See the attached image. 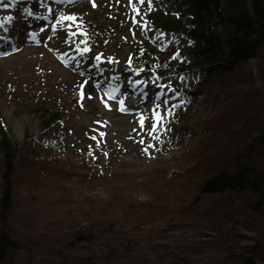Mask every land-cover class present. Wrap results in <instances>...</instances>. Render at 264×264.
<instances>
[{
    "label": "rangeland",
    "instance_id": "374dc122",
    "mask_svg": "<svg viewBox=\"0 0 264 264\" xmlns=\"http://www.w3.org/2000/svg\"><path fill=\"white\" fill-rule=\"evenodd\" d=\"M140 1L46 0L41 16L20 30L27 44L0 54V141L6 136L18 157L6 226L16 247L8 264H77L93 246L107 252L128 239L127 248L146 250L140 264L155 250L184 245L198 253L193 264H245L237 255L251 256L255 243L264 264V213L248 211L252 197L203 195L206 205L195 202L202 183L232 170L264 131V43L230 76L197 86L204 94L168 122L179 94L151 69L120 58L129 57L137 36L161 49L184 41L141 24ZM4 3L12 5L0 0V8ZM76 11L80 27L107 37L101 54L79 31L63 36L64 17ZM111 28L120 31L107 35ZM72 50L81 60L62 56ZM144 77L150 85L139 87ZM167 81L180 78L169 74ZM51 108L63 119L46 127L42 115ZM2 169L0 150V196ZM98 218L109 232L99 228L92 243H71L78 229H97Z\"/></svg>",
    "mask_w": 264,
    "mask_h": 264
},
{
    "label": "trees",
    "instance_id": "16d2710c",
    "mask_svg": "<svg viewBox=\"0 0 264 264\" xmlns=\"http://www.w3.org/2000/svg\"><path fill=\"white\" fill-rule=\"evenodd\" d=\"M149 2L151 8L146 14L150 26L165 29L172 35L182 33L192 40L189 49L153 54V58L157 59H154L155 63L161 66V69L166 68L168 73L181 77L179 82L173 84L181 90L185 98L192 94L196 98L204 94L197 86L200 88L206 86L212 81L213 75L230 76L244 63L253 60L264 43V0H149ZM134 46L129 58L132 57L138 64L151 60V52L146 50L144 45L137 42ZM192 72L195 73V77H190ZM160 74L165 76L167 73L161 71ZM183 90H186V93H183ZM59 117V112H52L48 124H52ZM0 150L3 157L0 264H8L16 247L14 235L6 226L14 200L12 177L17 170L18 157L16 148L6 136L0 141ZM252 156L257 160H264V131L249 141L232 170L218 171L202 183L195 202L201 201V204L206 205L207 201L201 198L203 195L236 196L243 193L252 197L246 200L249 212L264 213V165L259 166ZM105 212L103 211V215H106ZM100 218L97 220V229L96 226L83 227L84 229H78L71 234V243L81 245L92 243L95 238L94 231H98L99 228L103 232L107 231L108 225L100 223ZM109 231L110 229L107 232ZM130 242L131 239H128L127 245L121 243L118 249H115V244H110L107 252L94 249L93 246L89 255L83 257L81 261L77 258L76 262L140 264L139 258L144 259L147 255L146 250L142 246L131 250L132 248H127ZM260 250L259 243H255L251 256L243 252L237 256L245 264H260L256 259V254ZM166 252L173 254L169 256ZM166 252L155 250L153 258L147 264H193L198 256L197 252H189L185 245L180 251Z\"/></svg>",
    "mask_w": 264,
    "mask_h": 264
},
{
    "label": "bare ground",
    "instance_id": "6f19581e",
    "mask_svg": "<svg viewBox=\"0 0 264 264\" xmlns=\"http://www.w3.org/2000/svg\"><path fill=\"white\" fill-rule=\"evenodd\" d=\"M19 0H13V2L14 3H16V2H18ZM28 2H29V5H28V7H27V9H28V11H31L33 14L34 13H38L39 12V10H40V8H41V6L35 1V0H27ZM68 55H70L71 56V58H77V60H81V58L80 57H78L79 55L77 54V52L75 51V50H72V51H70V52H68V53H64L63 54V57H65V56H68ZM86 83V85L88 84V81H86L85 82ZM144 84L145 83V85L148 87L150 84L149 83H147V81H146V77H144V78H142L141 79V81H140V84ZM140 84H139V86H140ZM154 86V85H153ZM141 87V86H140ZM45 121H44V124H45V126L46 125H48V123H49V121L51 120V118H49V115L48 116H46L45 117Z\"/></svg>",
    "mask_w": 264,
    "mask_h": 264
},
{
    "label": "snow or ice",
    "instance_id": "6c2138e0",
    "mask_svg": "<svg viewBox=\"0 0 264 264\" xmlns=\"http://www.w3.org/2000/svg\"><path fill=\"white\" fill-rule=\"evenodd\" d=\"M68 19H75L74 17H69Z\"/></svg>",
    "mask_w": 264,
    "mask_h": 264
}]
</instances>
